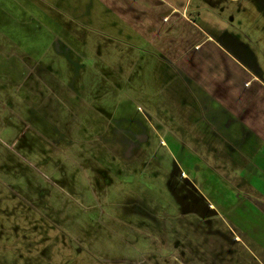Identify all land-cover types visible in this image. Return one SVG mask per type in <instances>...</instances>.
I'll list each match as a JSON object with an SVG mask.
<instances>
[{"label": "rangeland", "instance_id": "1", "mask_svg": "<svg viewBox=\"0 0 264 264\" xmlns=\"http://www.w3.org/2000/svg\"><path fill=\"white\" fill-rule=\"evenodd\" d=\"M87 3L0 0V48L76 97L58 90L50 120L54 89L42 87L32 116L0 72V264H264V200L190 129L186 98L142 69L139 34ZM218 9L205 20L247 47L264 79V6Z\"/></svg>", "mask_w": 264, "mask_h": 264}, {"label": "crops", "instance_id": "2", "mask_svg": "<svg viewBox=\"0 0 264 264\" xmlns=\"http://www.w3.org/2000/svg\"><path fill=\"white\" fill-rule=\"evenodd\" d=\"M200 1L207 10L205 17L199 11L201 6L191 8L189 0H87L91 5L98 4L104 15L115 17L114 25H127L139 34L145 48L140 53L147 60L141 63L142 69L155 70L165 79L164 91L175 89L177 96L186 98L181 99L183 104H189L190 111L193 110L188 115L192 119L190 129L213 138L214 145L228 153L223 163L227 162L230 169L236 167L228 177L235 181L242 178L264 200V79L261 72L245 64L248 48L232 43L222 23L205 20L218 17L224 0ZM254 3L261 11V0ZM11 49L0 48L2 62L7 63L0 66V72L15 87L8 86L17 94L16 103L29 106L32 116L40 115L42 103L37 95L42 87L53 88L44 99L48 105L45 112L53 120L49 111L61 100L58 90L75 99L73 88L56 81H36L34 73L47 68L25 63L23 55L15 56L11 51L17 50ZM12 59L15 61L8 66ZM22 90H28L32 99L21 95ZM216 175L227 177L218 172Z\"/></svg>", "mask_w": 264, "mask_h": 264}, {"label": "flooded vegetation", "instance_id": "3", "mask_svg": "<svg viewBox=\"0 0 264 264\" xmlns=\"http://www.w3.org/2000/svg\"><path fill=\"white\" fill-rule=\"evenodd\" d=\"M261 3L264 4V0H261Z\"/></svg>", "mask_w": 264, "mask_h": 264}]
</instances>
